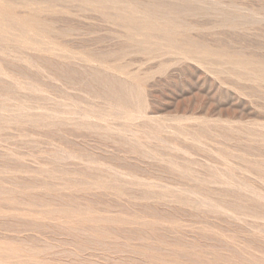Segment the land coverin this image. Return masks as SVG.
<instances>
[{"label": "rangeland", "instance_id": "1", "mask_svg": "<svg viewBox=\"0 0 264 264\" xmlns=\"http://www.w3.org/2000/svg\"><path fill=\"white\" fill-rule=\"evenodd\" d=\"M0 264H264V0H0Z\"/></svg>", "mask_w": 264, "mask_h": 264}, {"label": "bare ground", "instance_id": "2", "mask_svg": "<svg viewBox=\"0 0 264 264\" xmlns=\"http://www.w3.org/2000/svg\"><path fill=\"white\" fill-rule=\"evenodd\" d=\"M158 6V3H154L153 5H151L150 6V9H149V11L150 12H154V8L155 7H157ZM173 10H174V12H176V13H179L180 12V10H181V7H179V6H174L173 7ZM148 19H146L145 20V22H146V24L149 26V27H151V28H154V27H157V21H156V18L155 17H153V15L150 13L149 15H148V17H147ZM131 22L133 23H135V24H141L137 19H132L131 20ZM160 26V25H159ZM162 28H165V29H167V31H171L172 30V28H173V23L172 22H166V23H164V24H162ZM101 81H102V79H101ZM100 83V82H99ZM102 83V82H101ZM104 84V83H103ZM109 84H110V87H111V83H108V85L107 86H109ZM106 85H105V88H106V90H109L108 88L109 87H107ZM112 86H114V85H112ZM122 86V85H121ZM102 88L104 87V86H101ZM112 88V87H111ZM114 88V87H113ZM116 88H120L119 86H116ZM125 89V88H124ZM104 90V89H103ZM113 90H115V88L113 89ZM119 90H121V89H119ZM122 90H123V88H122ZM110 91V90H109ZM124 91V90H123ZM115 92H119V91H115ZM121 92V91H120ZM124 93V92H123ZM108 94V93H107ZM111 94H114V92L113 93H111ZM118 94V93H117ZM120 95H122L123 96V94H120ZM119 96V95H118ZM121 96V97H122ZM124 96H125V94H124ZM123 96V97H124ZM127 96V95H126ZM120 97V96H119ZM127 99H128V97H127ZM121 100V99H120ZM125 100H126V98H125ZM125 100H124V102H125ZM127 101V100H126ZM105 115V114H104ZM108 115V114H107ZM101 116V115H100ZM132 116V115H131ZM103 116H101V118H102ZM104 118H105V116H104ZM103 118V119H104ZM104 120H106V119H104ZM52 213V212H51ZM54 217V216H53Z\"/></svg>", "mask_w": 264, "mask_h": 264}]
</instances>
